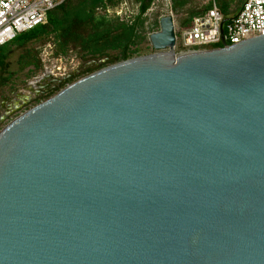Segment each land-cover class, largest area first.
Segmentation results:
<instances>
[{
  "label": "water",
  "instance_id": "95a60500",
  "mask_svg": "<svg viewBox=\"0 0 264 264\" xmlns=\"http://www.w3.org/2000/svg\"><path fill=\"white\" fill-rule=\"evenodd\" d=\"M159 24L0 131V264H264V35Z\"/></svg>",
  "mask_w": 264,
  "mask_h": 264
},
{
  "label": "trees",
  "instance_id": "16d2710c",
  "mask_svg": "<svg viewBox=\"0 0 264 264\" xmlns=\"http://www.w3.org/2000/svg\"><path fill=\"white\" fill-rule=\"evenodd\" d=\"M137 1L139 2V13L129 20L117 13L112 15L108 13V4L114 0H65L48 13L45 23L21 33L14 40L0 47L1 84L9 79L6 73L10 47L16 45L24 49L18 61V71L29 67H33L34 71H39L43 69L42 49L28 45L39 37H49L51 34L54 35L58 47L53 52L55 58L69 51L76 52L83 60L110 57V63L134 57L138 53V47L148 37L146 13L154 0ZM204 12L189 13L184 27L191 25L193 18ZM216 47L219 45L209 48ZM90 71L92 72V70L87 72ZM53 94L54 92H51L44 98Z\"/></svg>",
  "mask_w": 264,
  "mask_h": 264
},
{
  "label": "built area",
  "instance_id": "2783aa9c",
  "mask_svg": "<svg viewBox=\"0 0 264 264\" xmlns=\"http://www.w3.org/2000/svg\"><path fill=\"white\" fill-rule=\"evenodd\" d=\"M64 1L0 0V47L14 40L21 33L45 23L48 13ZM159 1H153L146 16L153 11L155 3ZM167 4L168 13L158 16V27L147 33L149 38L152 33L160 30L161 17L174 16L170 0ZM117 14L122 16L119 12ZM179 31L176 30V47H179V51L198 50L212 45L223 47L224 43L231 45L252 37L263 36L264 0H245L240 11L227 20L221 9L214 4L204 13L195 16L191 25L183 27ZM62 58V56L54 58L45 50L41 53L44 69L60 78L69 75L71 71L74 72L78 68L73 62L63 64Z\"/></svg>",
  "mask_w": 264,
  "mask_h": 264
},
{
  "label": "rangeland",
  "instance_id": "374dc122",
  "mask_svg": "<svg viewBox=\"0 0 264 264\" xmlns=\"http://www.w3.org/2000/svg\"><path fill=\"white\" fill-rule=\"evenodd\" d=\"M211 0H170L171 4L170 6L174 9V3L177 4V6H181L182 9L187 10L188 8H190L191 6H197V7H203L207 4H209ZM236 7L240 8L243 3L244 0H234ZM168 0H160L159 2L155 3V6L153 7V11L149 12V14L147 15L148 17V30L146 32L149 33L150 31L156 30L158 27V16L162 13H168L167 9H168ZM185 3V4H184ZM180 7V8H181ZM108 13L110 15L115 14V13H121V15L123 17H125L126 19L132 20L138 13H139V2L137 0H114V2L109 3L108 4ZM174 12V10H173ZM185 17H189V13L186 15V11H182L180 13V17H179V21H177V28L176 30L179 31L182 27H181V22L180 19L185 18ZM180 35V31L178 33ZM29 47H36L37 49H42V52L45 50L46 53H50V55L52 57L53 56V52L56 50L57 47V43L55 41V37L53 34H51L49 37H39L35 40H33L32 42L29 43L28 45ZM176 51H179V47H176ZM24 52L23 48H19L16 45H12L10 47L9 53H8V69H7V73H6V77H9V79L7 80L5 87L0 85V94H2L1 92L4 91H9L12 88L15 87H23L24 85L27 84L28 81L34 79L37 75H39L43 70H44V66L43 69H40L39 71H34L33 67H29L26 68L22 71H18L19 69V58L22 55V53ZM154 52L152 46H151V41L150 38L147 37L145 42H143L139 47H138V53L134 56H139V55H145V54H149ZM62 63L63 64H67V63H71L73 62L74 65H77L79 68V72L76 73L77 78L83 77L90 72L84 71L82 70V67L84 65V63L87 60H83L79 57V55L74 52V51H69L66 54H64L62 56ZM55 58V57H54ZM111 62V61H110ZM109 63H103L100 65L101 67H104L106 65H109ZM94 70V69H93ZM92 70V71H93ZM73 73L72 71L70 72V74ZM74 79V80H76ZM74 80H68V83H71ZM0 84H1V79H0ZM6 90V91H5ZM59 90V88H58ZM58 90L54 91V93H56ZM49 98V97H47ZM47 98H42V99H33L29 102V104L27 106H25L23 109H21L20 111L10 115L8 118H6L2 123H0V131L13 119H15L17 116H19L21 113L25 112L27 109H30L32 107H34L35 105L39 104L41 101L46 100Z\"/></svg>",
  "mask_w": 264,
  "mask_h": 264
},
{
  "label": "flooded vegetation",
  "instance_id": "af4514ba",
  "mask_svg": "<svg viewBox=\"0 0 264 264\" xmlns=\"http://www.w3.org/2000/svg\"><path fill=\"white\" fill-rule=\"evenodd\" d=\"M97 60H100V58L88 59L84 63L82 70H93V67L96 69L98 65L100 66L104 63L101 62L98 64ZM79 68L81 67H78L73 73H78L80 71ZM55 78L60 77H57L44 69L34 79L28 81L23 87H15L9 91L5 90L6 92L2 91V94H0V119L8 117L12 110L22 104L23 99L26 101H31L36 98L42 99L51 92L58 90L57 83L52 82ZM4 84L0 85L5 87L6 85Z\"/></svg>",
  "mask_w": 264,
  "mask_h": 264
},
{
  "label": "crops",
  "instance_id": "0c3cea01",
  "mask_svg": "<svg viewBox=\"0 0 264 264\" xmlns=\"http://www.w3.org/2000/svg\"><path fill=\"white\" fill-rule=\"evenodd\" d=\"M245 1V0H244ZM176 3H174V20H175V24H176V28H177V21H179V17H180V13L182 11H186V15L188 13H201L203 11H206L208 9H210L214 4H216L222 11L225 19H230L231 17L235 16L241 9L236 7L235 1L234 0H211L209 2V4L203 6V7H197V6H191L190 8H188L187 10L182 9L181 6H177L175 7ZM185 4V3H184ZM181 7V8H180ZM187 17L180 19V24L181 27H184V23L187 21Z\"/></svg>",
  "mask_w": 264,
  "mask_h": 264
}]
</instances>
